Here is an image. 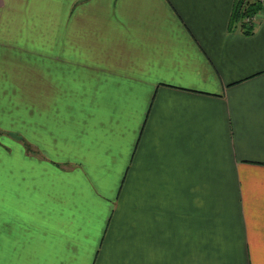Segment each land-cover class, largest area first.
Listing matches in <instances>:
<instances>
[{
    "label": "crops",
    "instance_id": "crops-1",
    "mask_svg": "<svg viewBox=\"0 0 264 264\" xmlns=\"http://www.w3.org/2000/svg\"><path fill=\"white\" fill-rule=\"evenodd\" d=\"M236 1L0 0V102L34 78L53 97L41 116L83 96L110 132L131 131V188L91 264H264V10L245 34ZM30 135L96 174L113 161L105 143L81 156L55 129Z\"/></svg>",
    "mask_w": 264,
    "mask_h": 264
},
{
    "label": "rangeland",
    "instance_id": "rangeland-1",
    "mask_svg": "<svg viewBox=\"0 0 264 264\" xmlns=\"http://www.w3.org/2000/svg\"><path fill=\"white\" fill-rule=\"evenodd\" d=\"M31 80L36 79L5 85L11 96H2L0 102L5 113L0 117V264H91L104 223L118 205L116 192L131 188L130 181L121 180L130 170L131 131L110 132L111 125L104 119L86 113L91 103L83 96H74L71 111L62 108L54 116H41V110L52 113L53 97L39 99L46 89ZM77 88L82 90V85ZM36 124L48 131L55 129L60 142L84 146L81 156L89 151L85 147L105 143L112 147L108 151L113 161L104 159L105 171L100 175L92 171L89 160L74 157L75 153L66 155L62 147L56 156L30 135ZM73 134L72 139L69 135ZM116 153L125 154L122 158ZM115 157L121 158L118 167L112 164ZM7 162L13 168L21 163L23 174L11 175ZM83 192L93 197V213L83 209Z\"/></svg>",
    "mask_w": 264,
    "mask_h": 264
},
{
    "label": "trees",
    "instance_id": "trees-1",
    "mask_svg": "<svg viewBox=\"0 0 264 264\" xmlns=\"http://www.w3.org/2000/svg\"><path fill=\"white\" fill-rule=\"evenodd\" d=\"M264 10V0H237L233 9L231 26L239 27L245 34L252 33V18Z\"/></svg>",
    "mask_w": 264,
    "mask_h": 264
}]
</instances>
